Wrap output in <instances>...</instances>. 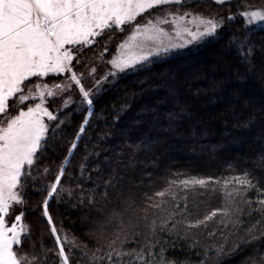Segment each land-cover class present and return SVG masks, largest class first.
Masks as SVG:
<instances>
[{
  "label": "trees",
  "instance_id": "1",
  "mask_svg": "<svg viewBox=\"0 0 264 264\" xmlns=\"http://www.w3.org/2000/svg\"><path fill=\"white\" fill-rule=\"evenodd\" d=\"M260 8L264 0H185L75 53L69 73L79 81L47 102L55 119L20 178L19 260L264 264V27L243 16ZM163 10L225 25L106 78L133 27ZM38 82L5 114L26 109L17 98Z\"/></svg>",
  "mask_w": 264,
  "mask_h": 264
},
{
  "label": "rangeland",
  "instance_id": "2",
  "mask_svg": "<svg viewBox=\"0 0 264 264\" xmlns=\"http://www.w3.org/2000/svg\"><path fill=\"white\" fill-rule=\"evenodd\" d=\"M184 1L0 0V264H35L19 260L14 249L24 235L19 182L55 119L47 102L79 81L69 73L75 53L93 46L111 29L121 31L136 23L155 8ZM212 1L222 5L234 0ZM243 16L249 26L264 27V8L247 9ZM43 20L54 24L52 34L43 31ZM224 25V19L163 10L133 27L108 60L105 77L136 69L160 54L191 48L215 36ZM100 62L101 57L88 65L85 76H91L94 64ZM55 77L59 80L53 81ZM47 78L52 82L45 83ZM34 80L38 84H29L17 98L16 107L27 105L26 109L13 117L6 115L12 97ZM86 98L92 111L91 99Z\"/></svg>",
  "mask_w": 264,
  "mask_h": 264
},
{
  "label": "built area",
  "instance_id": "3",
  "mask_svg": "<svg viewBox=\"0 0 264 264\" xmlns=\"http://www.w3.org/2000/svg\"><path fill=\"white\" fill-rule=\"evenodd\" d=\"M53 28H54L53 23H50L48 21H44L42 23V29L47 34H52L53 33Z\"/></svg>",
  "mask_w": 264,
  "mask_h": 264
},
{
  "label": "crops",
  "instance_id": "4",
  "mask_svg": "<svg viewBox=\"0 0 264 264\" xmlns=\"http://www.w3.org/2000/svg\"><path fill=\"white\" fill-rule=\"evenodd\" d=\"M60 20H61V18L58 19L56 22H54V24H57V22H59ZM43 21H47V20H43Z\"/></svg>",
  "mask_w": 264,
  "mask_h": 264
},
{
  "label": "water",
  "instance_id": "5",
  "mask_svg": "<svg viewBox=\"0 0 264 264\" xmlns=\"http://www.w3.org/2000/svg\"><path fill=\"white\" fill-rule=\"evenodd\" d=\"M47 204H48V202H47ZM47 204H46V205H47Z\"/></svg>",
  "mask_w": 264,
  "mask_h": 264
}]
</instances>
